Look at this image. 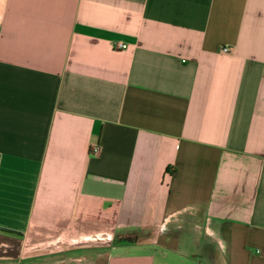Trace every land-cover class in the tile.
Returning a JSON list of instances; mask_svg holds the SVG:
<instances>
[{"label": "crops", "instance_id": "0c3cea01", "mask_svg": "<svg viewBox=\"0 0 264 264\" xmlns=\"http://www.w3.org/2000/svg\"><path fill=\"white\" fill-rule=\"evenodd\" d=\"M0 264H264V0H0Z\"/></svg>", "mask_w": 264, "mask_h": 264}, {"label": "trees", "instance_id": "16d2710c", "mask_svg": "<svg viewBox=\"0 0 264 264\" xmlns=\"http://www.w3.org/2000/svg\"><path fill=\"white\" fill-rule=\"evenodd\" d=\"M137 238V234L136 233H125L122 234L121 236H117L118 240L124 241V242H133L135 241Z\"/></svg>", "mask_w": 264, "mask_h": 264}, {"label": "built area", "instance_id": "2783aa9c", "mask_svg": "<svg viewBox=\"0 0 264 264\" xmlns=\"http://www.w3.org/2000/svg\"><path fill=\"white\" fill-rule=\"evenodd\" d=\"M119 46L120 47H125L126 45L125 44H121ZM222 51L223 52H228L229 48L228 47H223ZM99 150L100 149H99V147L97 145H92V146H90L89 153H90V155H97L99 153Z\"/></svg>", "mask_w": 264, "mask_h": 264}]
</instances>
